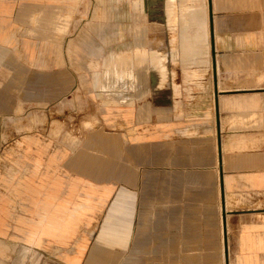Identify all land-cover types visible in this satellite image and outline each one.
Returning <instances> with one entry per match:
<instances>
[{
  "label": "crops",
  "instance_id": "0c3cea01",
  "mask_svg": "<svg viewBox=\"0 0 264 264\" xmlns=\"http://www.w3.org/2000/svg\"><path fill=\"white\" fill-rule=\"evenodd\" d=\"M123 1L136 64L111 53L97 71L93 57L69 59L77 41L28 35L64 32L86 0H0V115L19 102L51 107L81 80L114 90L81 141L66 133L67 149L12 143L33 171L10 188L37 196L16 229L31 247L73 242L68 264H264V0H106L97 18L112 20ZM83 64L96 70L87 79ZM10 208L0 201V242Z\"/></svg>",
  "mask_w": 264,
  "mask_h": 264
},
{
  "label": "rangeland",
  "instance_id": "374dc122",
  "mask_svg": "<svg viewBox=\"0 0 264 264\" xmlns=\"http://www.w3.org/2000/svg\"><path fill=\"white\" fill-rule=\"evenodd\" d=\"M86 1L87 3L81 6L79 13H76V15L69 14L68 19L61 22L66 29L64 32L51 34L31 33L28 35L34 36L38 40H42L44 36H51L50 41L58 43L66 40L77 41V47L68 49L67 56L69 59H73L75 56H82L86 61L91 60L89 57H93V61L100 62L97 65V71L104 69L103 62L111 53L124 52L128 57V65L134 66L136 61L134 55L135 47L133 46L139 41V34L132 31L138 26L136 22L131 21L129 17L130 11L126 3L124 1L122 3L114 2L113 6H109V9H112L113 12L110 10L107 12L109 13V18L112 17V20H106V14L104 19L97 18L98 14L103 16L106 12L107 6L101 3L106 0ZM160 24L157 32H168L165 22L160 21ZM147 25L151 32H155V29L152 28L153 22H147ZM21 35L27 34L23 33ZM86 42L87 45L83 47L84 50L81 53L79 47L85 45ZM90 42H93L98 47L91 48ZM52 51L58 52L59 49H53ZM103 57L104 59H102ZM86 65L83 64V70H77L78 73L83 75L84 79H87L89 75L86 73L96 71L92 68V65ZM141 71L142 75L149 74L152 69L149 65H143ZM145 83L144 81L142 82V88H144ZM73 88H75V93H71L72 95L70 94L68 98L62 97L60 101L57 100L59 102H56L51 107L42 103L32 105L19 102L12 114L0 115V141L2 142V145H0V174L3 179L2 188H0V201H6L7 205L11 207L7 210L10 215L5 223L7 234L9 235H6L4 240L0 242V264H68L64 262L62 255L69 252L68 250L72 247L73 242H69L63 247L58 246L53 241H47L42 242L39 246L31 247L26 244L25 240H22L23 234L16 229L18 225L15 222L16 218L33 216L29 212L33 211L31 209L32 205L29 206L28 201H26L28 197L26 198V196L31 198L37 196L34 193L25 191L28 190L26 188L25 190L19 187L10 188L11 176L14 182L20 180L24 182L28 173L33 171V169L29 167L32 162H27L24 156L21 155L22 147L20 144L16 143L18 152L14 151L13 157L9 155V151L12 143L18 139L21 142V138L23 140L37 138L42 143L44 141L50 144V149L53 151H57L59 148L67 149L66 133L81 141V137L84 138L86 132L89 131L83 128V122L91 118L98 119L101 117L103 114L101 104L106 100V90L109 92L114 90L102 87L95 89L90 86V81L87 80L78 81L77 86H73ZM127 94L132 98L135 97L136 105L141 100L144 101L145 98L143 96L140 100L138 90L136 91L135 87H128ZM53 121L61 124L60 130L56 134L51 132ZM39 191L42 194V190ZM96 226L98 227V224ZM20 227L24 226L20 225ZM12 232H19V239L12 235ZM87 243H89L87 249H90L94 241L90 240ZM26 247H29V252H27ZM85 259L86 255L83 257L82 263H84Z\"/></svg>",
  "mask_w": 264,
  "mask_h": 264
}]
</instances>
